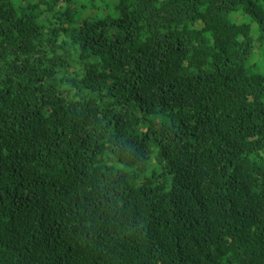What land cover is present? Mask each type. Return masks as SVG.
Segmentation results:
<instances>
[{"label":"trees","instance_id":"trees-1","mask_svg":"<svg viewBox=\"0 0 264 264\" xmlns=\"http://www.w3.org/2000/svg\"><path fill=\"white\" fill-rule=\"evenodd\" d=\"M0 264H264V0H0Z\"/></svg>","mask_w":264,"mask_h":264},{"label":"rangeland","instance_id":"rangeland-1","mask_svg":"<svg viewBox=\"0 0 264 264\" xmlns=\"http://www.w3.org/2000/svg\"><path fill=\"white\" fill-rule=\"evenodd\" d=\"M87 5H89V6H94V2H93V3H90V4L87 3ZM84 11H85V10H84ZM85 12H86V11H85ZM253 36L256 37V36H257V33H254Z\"/></svg>","mask_w":264,"mask_h":264}]
</instances>
